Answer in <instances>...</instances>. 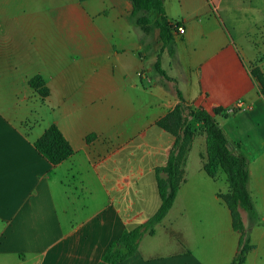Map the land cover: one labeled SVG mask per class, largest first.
I'll use <instances>...</instances> for the list:
<instances>
[{"label": "crops", "instance_id": "crops-1", "mask_svg": "<svg viewBox=\"0 0 264 264\" xmlns=\"http://www.w3.org/2000/svg\"><path fill=\"white\" fill-rule=\"evenodd\" d=\"M165 10L185 28L174 31V53L137 26L131 0H0V264H107L111 244L162 207L157 169L176 137L159 122L181 103L221 109L217 121L248 158L259 219L241 210L253 247L243 264H264V95L252 74L264 66V0H166ZM237 13L249 29L236 25ZM164 55L176 73L163 68ZM53 125L74 150L59 165L35 146ZM190 133L172 208L116 264L238 256L227 177L207 172L203 125L191 119Z\"/></svg>", "mask_w": 264, "mask_h": 264}, {"label": "trees", "instance_id": "trees-1", "mask_svg": "<svg viewBox=\"0 0 264 264\" xmlns=\"http://www.w3.org/2000/svg\"><path fill=\"white\" fill-rule=\"evenodd\" d=\"M166 0H131L134 8V18L137 26L143 32L150 34L152 32V20L146 15L155 12L158 19L155 21V27L159 30L160 41L163 48H170L174 44V31L180 24H172L166 15ZM171 53L174 49L170 48ZM158 74L166 79H170L162 69L160 61L155 66ZM258 82L261 94L264 95V74L260 69L252 72ZM33 87L42 97L48 96V90L42 83L35 80ZM179 98L183 101L179 92ZM221 109H215L213 113L201 109L194 110L187 108L183 103L178 105L173 113L162 119L159 124L176 137L174 148L171 150L167 165L157 169L160 192L162 196V207L160 211L148 222L141 225L133 231L124 232L119 239L111 244L103 256V262L107 264H116L125 262L137 253L139 243L145 233L160 222L172 208L178 194L177 162L185 153V146L190 140V120L201 123L208 135V146L210 162L207 166V172L212 177H216L222 170L229 184V193L224 196L229 209L232 212L234 227L241 234L239 254L233 264H243L249 252L253 249L248 238V232L244 225L241 210L249 213L250 220L256 224L259 217L255 202L250 191V169L249 160L241 152L240 144H232L228 139L224 129L216 119L221 113ZM91 136L89 138L92 139ZM37 150L53 165H59L73 156L74 150L67 141L61 130L53 125L46 130L44 135L35 144Z\"/></svg>", "mask_w": 264, "mask_h": 264}, {"label": "rangeland", "instance_id": "rangeland-1", "mask_svg": "<svg viewBox=\"0 0 264 264\" xmlns=\"http://www.w3.org/2000/svg\"><path fill=\"white\" fill-rule=\"evenodd\" d=\"M146 15L152 20V23H153L152 24V33H151L152 34L151 35L152 38L150 39V41L152 43L160 44L162 46L163 44L160 41L159 30L156 29L155 24H154L155 21L158 19V15L155 12H150V13H148ZM234 19H235V21L238 20L237 22H239V23H237L236 25H238V26L240 25V29L243 30V31L246 30V29H249L251 27L250 19H248L246 15L243 16V14L237 13V14H234ZM260 40H258V41H260ZM245 41H246L245 38H242V39L236 40V43L238 45H244ZM260 42H259V44H260ZM171 48L173 49V45L171 46ZM258 61H260V62L264 61V50H263V52L262 51L260 52V55L258 57ZM170 63H171L170 56L164 55L163 58H162L163 68L167 71V73L172 75V74L176 73L177 69H176L175 65L170 66ZM258 65H259L258 62H257L256 65H253V70L258 68L264 74V66L260 67ZM260 89H262V87H260Z\"/></svg>", "mask_w": 264, "mask_h": 264}, {"label": "built area", "instance_id": "built-area-1", "mask_svg": "<svg viewBox=\"0 0 264 264\" xmlns=\"http://www.w3.org/2000/svg\"><path fill=\"white\" fill-rule=\"evenodd\" d=\"M176 34L177 35H183L184 33H185V28L183 27V26H178L177 28H176ZM143 74H141V76H142ZM239 106H240V104H239Z\"/></svg>", "mask_w": 264, "mask_h": 264}]
</instances>
